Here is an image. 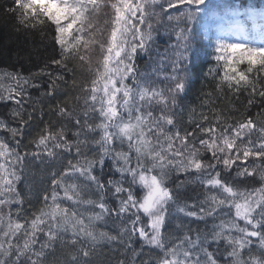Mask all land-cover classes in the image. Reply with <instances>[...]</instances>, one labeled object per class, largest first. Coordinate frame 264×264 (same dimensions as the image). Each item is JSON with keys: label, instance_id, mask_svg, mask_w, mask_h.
<instances>
[{"label": "snow or ice", "instance_id": "snow-or-ice-1", "mask_svg": "<svg viewBox=\"0 0 264 264\" xmlns=\"http://www.w3.org/2000/svg\"><path fill=\"white\" fill-rule=\"evenodd\" d=\"M0 17L47 52L0 70V264H264V0H0Z\"/></svg>", "mask_w": 264, "mask_h": 264}, {"label": "trees", "instance_id": "trees-1", "mask_svg": "<svg viewBox=\"0 0 264 264\" xmlns=\"http://www.w3.org/2000/svg\"><path fill=\"white\" fill-rule=\"evenodd\" d=\"M247 2L259 3L260 0H247ZM45 43L46 42L42 41L38 33L31 34L23 31L15 32L12 29L11 22H8L4 18L0 17V70H18L23 72L25 75H28L30 72L37 71L38 68L43 65V57L47 55V52L45 51ZM165 46L163 38L157 40L154 45L153 56L155 57V49H159L161 54H163ZM50 51L51 50L48 49V52ZM136 63L142 71L151 70L147 57L143 55L137 57ZM205 84L207 88L212 86L207 84V82H205ZM202 87H205V85H202L200 79H197L185 97L184 103L186 107H199ZM37 95L38 93L33 91V96ZM241 99H243V97H241ZM6 110V107L0 104V115H3ZM241 111H243V108H241ZM256 111L257 108L252 109L253 113ZM41 176V168H33L30 165L29 171L26 173L25 183L20 184L19 187L23 190L25 189L26 184H28L33 185L34 189H38L41 186ZM184 191L186 192V198L194 200L199 190L195 187V185H188ZM200 226L203 227V224ZM171 227L172 226L170 225L168 229L169 231L171 230ZM138 246L139 245H137V247ZM145 252H147V249Z\"/></svg>", "mask_w": 264, "mask_h": 264}]
</instances>
